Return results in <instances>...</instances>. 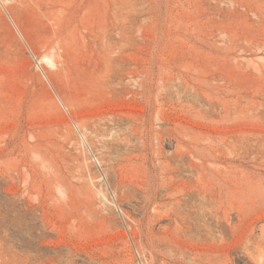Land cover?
<instances>
[{
	"label": "rangeland",
	"instance_id": "rangeland-1",
	"mask_svg": "<svg viewBox=\"0 0 264 264\" xmlns=\"http://www.w3.org/2000/svg\"><path fill=\"white\" fill-rule=\"evenodd\" d=\"M0 264H264V0H0Z\"/></svg>",
	"mask_w": 264,
	"mask_h": 264
}]
</instances>
